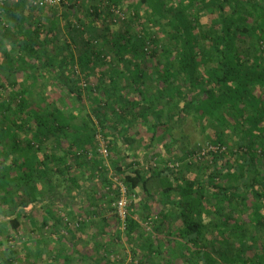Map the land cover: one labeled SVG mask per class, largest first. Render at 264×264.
Here are the masks:
<instances>
[{
    "label": "trees",
    "instance_id": "16d2710c",
    "mask_svg": "<svg viewBox=\"0 0 264 264\" xmlns=\"http://www.w3.org/2000/svg\"><path fill=\"white\" fill-rule=\"evenodd\" d=\"M107 1L117 7L124 6L131 14L119 29H105L100 38L102 46L122 65L126 71L124 80L137 89L138 95L148 80L145 59L153 60L155 77L161 85L159 92L166 95L162 99L164 104H155L152 96L144 104L145 110L138 108V104L123 100L124 93L116 92L117 81L111 80L106 85L99 84L100 95L95 96V105L86 110L84 97L76 85L78 78L72 70L75 57L70 46L64 44L66 54L54 60L46 54L44 46L34 49L31 44L34 38L30 35L38 39L39 27L29 26L22 31V39L15 45L14 52L18 53L15 57L25 58L27 62L33 59L38 63L29 62L34 71L44 76L48 73V77L45 80L42 75L39 80L37 74L21 70L26 78L20 86L14 80L0 82V210L5 215L8 213V217L0 220V242H5L4 234L18 233L27 224L31 234L38 237L33 238L31 248L23 245L26 255L22 264H114L103 255L114 244L103 241L102 234L118 222L102 216L101 210H91L97 219L85 224L91 227L88 231L93 247L88 248L80 245L76 234L67 241L63 236L56 239L41 236L49 221L52 230L58 232L56 226L61 218L56 208H52V201L42 200L36 213L34 208L26 210L38 202L35 198L38 181H46L48 186L53 171L63 173L67 180L69 172L78 170L81 177H86L81 182L95 179L110 191L111 197L101 201L106 199L110 203L120 199V188L108 178L96 149L95 136L99 133L106 139L112 174L118 176L129 194L140 190L146 199L151 198L148 185L157 180L159 183L164 201H152L158 208L157 224L153 228L157 235H138L139 224L134 213L139 211L127 210L124 235L127 243L142 255L140 264L153 254L162 255L164 238L168 251L181 255L189 264H264L261 238L264 237V156L261 155L264 153V0ZM90 9L86 14L93 21L101 23L109 15L103 9L99 12L97 7ZM133 23L140 26L144 39L131 33ZM146 28L158 29L163 36L150 38L160 46L152 49L148 57L144 56L143 46L145 37L151 33ZM47 31L51 37L43 41L53 42L57 37L56 23H50ZM245 38L249 46L243 48L239 43ZM101 54L88 41L78 49L76 59L83 66L87 83L91 79L90 69L96 63L92 59ZM2 59L7 71L15 72L11 61L14 57ZM2 59L0 67H3ZM26 61L23 59V64ZM89 93L93 94L90 86ZM188 115H192L204 142L185 152L183 160L173 157L177 160L173 162H184L187 170L191 165L202 171L204 177L200 179L199 175L181 168L173 171L167 165L160 170L151 167L144 170L133 153L135 139L129 135L133 120L136 123L152 117L148 128L154 133L162 126L167 133L170 129L167 127L177 126ZM118 126L125 130L123 141L118 139ZM47 140L50 142L46 143ZM180 140L186 139L182 136ZM168 141L179 140L170 137ZM169 142L166 150L172 151ZM211 146L217 149H210ZM242 148L246 150L241 151ZM69 179L80 187L78 175ZM91 191L88 197L93 199L89 203L94 206L95 192ZM97 205L102 209L101 204ZM144 209L146 214L140 217L146 218L150 214L146 201ZM204 216H208L207 221ZM85 225L79 229L83 230ZM214 232L219 234V239L209 237ZM246 235L251 242L243 241ZM232 239H239V253L228 257L226 251ZM214 245L224 249L218 259L212 255ZM17 248L18 244L6 246L0 264H20L15 256ZM95 252L103 255L101 260L92 255ZM162 264L172 263L167 257Z\"/></svg>",
    "mask_w": 264,
    "mask_h": 264
},
{
    "label": "rangeland",
    "instance_id": "374dc122",
    "mask_svg": "<svg viewBox=\"0 0 264 264\" xmlns=\"http://www.w3.org/2000/svg\"><path fill=\"white\" fill-rule=\"evenodd\" d=\"M63 3L64 5L60 3L51 5L46 8L37 9L30 3L29 0H0V59L14 57V59H12L11 61L15 64V72L20 70L17 73H15L14 71L8 72L4 63L5 59H2L3 67H0V82L4 83L5 81L11 82L12 80H14L16 81L17 86H20V83H22V81H24V79L26 78L24 72L21 70H26V72L29 74H37L39 80L42 78L43 73H36L34 71L33 64H29V62L38 64L36 63V61L34 62V60L32 59L27 62L26 59L23 58L26 61V63L23 64V59H18V57H15L18 53L14 52V50L16 49L15 45L22 39L20 33L29 26L32 28L39 27L40 33L36 34L38 39L35 38V35H30L34 38V40L31 42V44H33L34 46V49L39 48L38 45L44 46V48H46L44 49L46 51V54L49 57H52L54 60H58L66 54L64 44H68L70 46V50L75 57L72 60L73 63H71V66L74 74L78 78L76 81V85L82 92L86 110L90 109L91 104L95 105L96 101L94 98L95 96L100 95L98 89L99 84L106 85V83L111 80L117 81L118 84L116 92L124 93L123 100L125 101L127 99V101L130 100L132 101V103L138 104V108L144 109V104L149 102V98H152V96L155 97L154 99H151L154 100L153 102L155 104H164V100L162 99L163 97H166V95L164 94V92L162 94H160L159 92V88H161V85L157 77H155L156 73L155 67L152 64L153 60L145 59V65L147 67L146 77L148 78V80L146 84L142 86V88L140 87V93L138 95V93L136 92L137 89L134 87H130L129 83L124 80V77H126V71L123 70L122 65H120L115 60L114 55L108 49L102 46V42L100 41L101 36L106 32L105 29H108V31L119 29L122 23L127 18L126 16H129V14H131L130 11L124 6L117 7L113 3L109 4L107 0H68ZM70 3L71 5H69ZM91 7H97V10L99 12L101 9H103V12H108L109 15L106 16L104 21L101 23L98 21H93L94 18L91 16H87L88 13L86 14L87 11L91 10ZM66 21H68V24L65 23ZM50 23H56L57 37L53 42L47 43L43 41V38L49 39L51 37L47 35L48 26ZM130 27L131 33L134 32L135 34H139V38L140 36L142 37L141 32H139L140 26L136 25V23H133V25ZM19 29H21V31ZM146 29L151 33L149 34V37H145L146 41L145 45L143 46V50L145 52L144 56L148 57L150 56L152 49H158L160 46L157 41H153L151 39L155 37L161 38L163 36L161 31L158 29L156 31L153 30L155 32H153L151 28ZM142 39L144 38L142 37ZM86 41L89 42V46H91L93 50H100L102 52L99 57L95 56L92 59V61H96V63L94 62V64L92 65L94 66V69H90L91 79L89 83H87V80L85 79L84 71L82 70L83 66L76 59L78 49L81 48L83 43ZM239 46L243 48L249 46L248 38H245L243 42H240ZM20 56L22 57L23 55L20 54ZM90 67L91 65L88 66V68ZM159 69H161V67H159ZM41 70L42 69H40V71ZM46 77H48V73L45 76L43 75V78H45V80ZM89 86L90 90L93 91V94L89 93ZM161 90H164V88ZM43 95L45 97L49 96L48 94ZM159 95H161L162 98H160ZM51 96L53 95L51 94ZM118 97L121 98L120 96ZM65 107L67 108V105ZM152 120V117L146 118V120L136 123L135 120H133L134 123L129 126V135L133 136L135 139L133 153H135L136 159L140 161V163L144 167V170H149L150 167L154 168L155 170H160L162 166L167 165V167L169 166V168H171L170 170L178 171V169L181 168L184 169L185 172H191L192 175H199L200 179H202L204 177V173L202 171L193 166L191 167V165H189L190 169L187 170L185 169L184 162H180V164L178 163L177 167H171V163H175V161H177L173 157L178 158V160H183L182 155H185V152H188V150L194 148L195 146L202 145L204 142V138L199 132V128L192 118V115L186 116L182 122H179V124L173 128H171V126L167 127L171 129H169L167 133L165 132V128L162 126H158L153 133L152 130L148 128V125H151V123L153 122ZM117 131V135H119L118 139H120V141H123L126 136L124 128L118 126ZM110 136L111 135H108V138H110ZM182 136H184L186 139L184 142L183 140H180ZM150 137L152 138L150 139ZM170 137L179 141L170 143L168 141ZM95 140L99 158L104 163V169L105 172H107L108 178L115 186L117 185L119 186V188L121 186L124 187V191L121 189L119 190V192L121 193V197L123 196L125 198V205L123 203V205L121 206V212L124 211V215L123 213L120 214L118 201H113L110 203H108L106 199L104 201H101L102 199H104V197H111V195L109 196L108 194L110 193V191H108V189L102 183L96 181L95 179L93 181L85 179L81 182V180L85 176L81 177L80 173H78V170L69 172L67 180H64V176L66 175H63V173L61 174L58 171L51 172L49 174L48 186L46 181H38V195L35 197L38 199V202L37 204H34V206L33 204H30L26 208V210L34 208L36 213L37 206L39 204H41L43 201H52V208H56V211L61 218V222L56 226V228H58V232H54L52 230V227L49 225L52 221H49L48 225L43 228V233L41 234V236L52 239H56L57 236H63L67 241L73 239V234H76L77 240L80 242V245L85 247H93V243L91 242L89 233L91 227L87 228L86 226L88 225H85L89 224L91 220L97 219V217L93 216L94 212H92L91 210H101L102 216H109V218H114L118 222L117 226L114 225L111 228H107L106 232L102 234L103 241L107 240L108 242L110 241L114 244L112 245V247H114L113 249H110L108 253L105 252L103 254L104 257L108 259V261H112L114 264H140L142 255L139 256V250L134 249L131 244L129 245V243H127L126 237L124 235V223L128 211H132V213L139 211V214L134 213V218L138 220L139 224V226L137 227L138 232L136 233L141 237H153L157 235V232H155L153 228L157 224L158 208H156V206L152 204V201H164L162 195L160 194L158 180L155 182L152 181L148 185L149 192L152 193V196H150L151 198L146 199L145 196H142V192L140 190H137V192H134V194H129L123 182L118 178V176L112 174V167L108 162L107 145L105 141L106 139H104L99 133H97V135L95 136ZM49 142L50 140L46 141V143ZM168 142L172 147V151L166 150V143ZM232 148L231 151L233 152L234 149ZM245 150V148L241 149V151ZM261 155L264 156V153H262ZM173 160L175 161L173 162ZM77 175L80 179L79 188L73 185L69 179L70 176H73V179L77 178ZM48 187L50 189H48ZM93 189L95 192L94 198H96V201L95 205L91 206L89 200L93 198H89L88 196L92 193V191L90 192V190ZM27 192L28 191L26 190V193ZM144 201H146L148 206L150 205V214L147 215L146 218H144L143 216L140 217L142 214H146L144 209ZM98 203L101 204L102 209H100V207L97 205ZM128 204L130 206H127ZM128 207H130V209H128ZM6 216L8 217V213L6 212L5 215V213L1 212L0 210V220H2L1 218H5ZM204 220L207 221L208 216H204ZM26 225H24L23 229H21L18 233H11L9 235H7L6 233V235L4 234L2 236V238L5 237V242H0V258H3L6 255V253L3 252V249L6 246H15L16 244H18L15 256L16 260H18L17 262H20V264H22L26 255L25 247L31 248L34 244V242L32 241L33 238L35 239L36 237H38L37 234V236L32 235L31 231L29 230L30 227L27 228ZM82 225H85L83 227L84 229L80 230L79 227ZM251 232L252 231L249 230V235L252 234ZM159 235L160 234H158V236ZM161 236L163 235L161 234ZM209 237L213 238V240H217L219 239V234L214 232L211 233V236ZM261 238L264 239L263 236H261ZM164 239L162 241V246L164 248L162 255L158 257L156 256V254H153L152 257L144 262V264H162L167 257L171 260L172 264H189L181 255L177 256V253L172 254L170 251H168L169 247L167 245V241H164ZM238 240L239 239H232L229 242V249L226 251L228 257L239 253ZM243 241L245 243L251 242L248 238V235L245 236ZM211 248L212 255L217 259L220 258V256L222 255L221 252H223L224 249L218 248L215 245L211 246ZM92 255L95 256L98 260H101L103 256L100 253L96 254V252Z\"/></svg>",
    "mask_w": 264,
    "mask_h": 264
},
{
    "label": "built area",
    "instance_id": "2783aa9c",
    "mask_svg": "<svg viewBox=\"0 0 264 264\" xmlns=\"http://www.w3.org/2000/svg\"><path fill=\"white\" fill-rule=\"evenodd\" d=\"M62 2H66V0H30V3L33 6L38 7V8L49 7L51 5L60 4ZM210 149L216 150L217 147L211 146ZM194 155L197 156V153L194 154ZM177 164H178L177 162L171 163V167H177ZM120 189L124 191V187L123 186H121ZM118 202H119V211H120V214L123 213V215H124V211L121 212V206L123 205V203L125 205V198L123 196L120 197V199L118 200Z\"/></svg>",
    "mask_w": 264,
    "mask_h": 264
},
{
    "label": "crops",
    "instance_id": "0c3cea01",
    "mask_svg": "<svg viewBox=\"0 0 264 264\" xmlns=\"http://www.w3.org/2000/svg\"><path fill=\"white\" fill-rule=\"evenodd\" d=\"M30 1V0H29Z\"/></svg>",
    "mask_w": 264,
    "mask_h": 264
}]
</instances>
